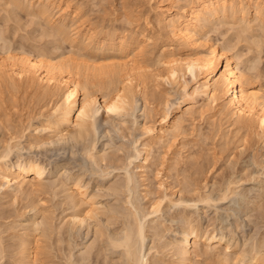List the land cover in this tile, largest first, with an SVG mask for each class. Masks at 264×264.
Returning <instances> with one entry per match:
<instances>
[{
    "label": "rangeland",
    "instance_id": "obj_1",
    "mask_svg": "<svg viewBox=\"0 0 264 264\" xmlns=\"http://www.w3.org/2000/svg\"><path fill=\"white\" fill-rule=\"evenodd\" d=\"M185 1L51 0L55 4L41 18L42 2L0 0V66L7 64L9 51L79 67L83 76L87 74L80 80L88 82L89 93L100 101L101 84L109 77L91 79L90 74L96 68L116 70L126 59L106 51L107 46L96 51L77 40L72 44L70 34L56 36L52 27L58 23V12L67 4L71 11L77 9V24L66 22L70 33L82 27L80 33L85 34L92 28L97 41L103 34L115 35L133 39L144 50L137 59L140 92L130 88L129 108L121 114L101 110L89 122L93 127L80 131L68 126L61 136L45 129L59 97L41 96L25 84L13 87L0 74V264H132L125 249L112 243L134 228L136 217L144 240L143 245L133 240L134 252L143 264H178L179 240L188 226L198 231V238H189L186 264H248L252 256L258 258L255 264H264V139L255 130L236 131L214 112L200 116L197 109L207 101H184L179 86L158 77L164 75L157 65L162 47L178 48L172 58L191 52L175 46L157 21L159 7L177 11ZM249 12L246 22L253 25L254 34L238 38L236 14V24L213 22L203 38L248 59L240 67L249 69L252 86L264 95V29ZM135 52L131 46L125 55L133 59ZM180 77L190 92V76ZM173 119L180 120L181 128L167 139L155 140L148 131L156 132ZM145 146L143 162L133 159ZM87 150L93 158L87 157ZM29 160L41 165L44 175L39 180L28 175L21 186L8 189L3 169L8 167L7 175L15 178L16 165ZM127 176L132 180L129 186ZM223 195L226 198L220 200ZM204 198L206 203L201 202ZM158 204L160 211L152 214Z\"/></svg>",
    "mask_w": 264,
    "mask_h": 264
},
{
    "label": "bare ground",
    "instance_id": "obj_2",
    "mask_svg": "<svg viewBox=\"0 0 264 264\" xmlns=\"http://www.w3.org/2000/svg\"><path fill=\"white\" fill-rule=\"evenodd\" d=\"M36 1L43 3L39 8L37 7L41 18L47 17L51 11V7L55 3L52 4L51 0H46L45 3L44 0ZM169 1L172 3L174 0ZM159 10L157 21L161 29L173 38L175 46H183L191 51L186 56L180 54L179 57L172 58L176 47L173 45L162 47L159 50L160 55L159 59L157 58V65L162 68L164 75L160 76L158 74L159 79H165L170 84L179 86L184 94V101H190L196 97L207 101V104H202L197 109L200 116L207 111L214 112L227 118L229 125L236 131L245 130L252 132L255 130L254 132H259L264 139V95L252 86L251 78L248 75L249 69L247 68L248 70L245 71L240 67L244 61L249 62L248 59L243 58L245 59L243 60L237 53L228 54V48L215 46L203 38L206 27L211 26L213 22L219 20H231L230 22H232V20L234 21L238 17H235L236 14L239 15V20L237 19L239 21V28L237 29L239 34L236 33V35L254 34L252 32L253 25L250 22L247 23L248 21L246 22L248 19L246 17L250 13V10L253 21L258 22L259 27L264 29V0H237V2L234 0H187L183 7H180L177 11H174L175 9H171V7H159ZM77 15V9L71 11L69 4L65 5V8L57 14L56 20H58V23L52 27L55 35L61 37L70 34L69 42L72 44L77 40L84 44L85 48L91 47L92 50L95 49L96 51L103 50L107 46L106 51H112L115 54L118 53L122 57L124 56L122 58L123 60L126 59L116 70L103 72L96 70V68L93 73L91 72L92 74L89 73L92 76L91 79L94 77L99 78L105 74L109 77L107 84H104V86L101 84L99 90L101 101L89 93L87 89L88 82L86 80H80V76H83V74L80 73L81 69H79L80 71L78 70L79 67L70 68L68 64H60L61 61L58 63L52 58L38 59L28 52H23L19 56H16L14 54L12 55L9 51H6L7 64L0 66V74L7 76L8 82L11 81V86L17 87V85L25 84L36 88V91L41 96L59 97L58 102L54 104L55 106L52 108V112L49 113L46 119L47 126L45 128L53 132L55 136H61V129L72 125H75L80 131L93 127L94 123L89 124V122L91 120L93 121L101 110L112 114L125 112L129 106L130 88L135 86L138 90L141 86V80L136 72L140 68L137 66V59L143 57V47L139 43L135 44L136 42L133 39L127 40L125 37L118 38L115 35L108 34H103L101 36L102 39L97 41V38L93 35L92 28H89L85 34L80 33L81 29L84 28L81 27L79 30L75 29L71 35L72 32H68L66 28V22L69 21L74 24L75 21L76 25L78 22ZM230 22L228 24H231ZM234 23L236 24L235 21ZM246 23L249 26H245ZM239 24L244 25L241 27ZM239 41L238 39V43ZM257 41L254 40L253 42L256 47H259L257 46ZM131 46H135L136 52L133 54V59H128L129 56H126L125 53H129ZM250 47L252 48V46ZM4 62L6 63V61ZM85 70L88 69L86 68ZM84 73L86 74L87 72L84 71ZM180 74L182 76H190L191 82L194 85L190 92L187 90L186 84H181ZM86 75L84 76L87 77ZM178 103L180 104L181 102ZM187 112L190 111L188 110ZM180 123L179 119H173L169 122H163L156 132H151L150 129L148 131L153 134L155 140H163L169 137V133L179 132L181 128ZM145 151L146 146L143 151L136 150V156H134L136 158L133 159H141L143 162L142 152ZM86 155L88 158H93L92 150H87ZM5 157L7 158L8 155ZM137 168L141 170L140 165ZM43 169L36 161H21L16 165L15 174L17 176L15 178H9L7 175L9 168L6 167L3 169L4 176L2 179L5 181V186L8 189L13 186L19 187L24 183L28 175H31L34 180H39L38 178L44 175ZM127 177L126 186H129L132 180L129 176ZM20 178L22 182L19 180ZM28 184L31 185L32 183ZM229 186L230 183L225 187L227 192L230 191ZM129 192L131 194V190ZM224 196L220 200H224L226 198ZM201 202L206 203L207 198L202 199ZM159 208V204L158 206H154L152 214L159 212ZM86 216L90 218L89 215L86 214ZM81 218L83 219V217ZM136 218L134 228L127 230L123 238L117 243L113 242L112 245L114 248L123 247L127 258L132 261V264H143L136 256L139 252H134V246L137 245V242L135 244L133 240L137 238L141 241L140 245H143L144 240V228L139 218L137 220ZM77 222L81 223L82 220H78ZM197 232L196 229L189 228V226L187 229H183L179 240L181 249L178 253V264H186L189 260V238L192 237L193 241H195L198 238ZM221 240L220 238L219 241ZM23 250L25 249L23 248ZM33 257V253H29L28 258L32 260ZM249 261L248 264H255L258 258L252 256Z\"/></svg>",
    "mask_w": 264,
    "mask_h": 264
}]
</instances>
